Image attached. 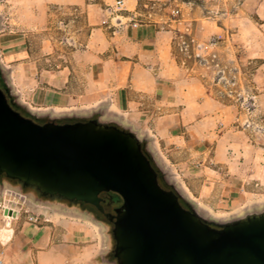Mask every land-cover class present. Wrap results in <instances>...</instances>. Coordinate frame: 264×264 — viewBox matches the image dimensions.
Returning a JSON list of instances; mask_svg holds the SVG:
<instances>
[{
	"label": "crops",
	"instance_id": "crops-1",
	"mask_svg": "<svg viewBox=\"0 0 264 264\" xmlns=\"http://www.w3.org/2000/svg\"><path fill=\"white\" fill-rule=\"evenodd\" d=\"M44 1L74 6L87 3ZM239 1L251 3V8L244 12L241 5L238 12L231 10L232 16L228 8L220 13L203 10L201 14L193 12V8H175L192 26V20H197L193 32L202 42L229 33L233 26L238 34H264V0ZM126 2L130 11L136 9L138 0ZM100 10L106 17V9ZM243 13L252 17L254 24L242 25L238 18ZM219 14L220 18L233 19L234 25L223 26L214 19ZM211 38L218 50H224V42ZM87 47L78 55L81 75L77 73L73 79L64 72H38L28 35L1 32L0 65L18 101L30 110L64 115L102 108L108 118L138 130L174 176L201 192L221 186L223 198L231 199L237 193L239 168L230 152L233 143L222 132L232 123L235 108L217 99L201 75L207 59L195 64L182 60L171 26L157 21L136 26L126 23L117 29L95 28ZM196 54L199 56L202 50ZM259 98L264 103V94ZM22 209L15 210V223L22 222ZM32 212L38 219L31 221L26 216L19 232L6 239V264H109L99 260L97 225L86 213L69 208Z\"/></svg>",
	"mask_w": 264,
	"mask_h": 264
},
{
	"label": "water",
	"instance_id": "water-1",
	"mask_svg": "<svg viewBox=\"0 0 264 264\" xmlns=\"http://www.w3.org/2000/svg\"><path fill=\"white\" fill-rule=\"evenodd\" d=\"M13 95L4 82L0 176L16 188L101 212L104 193L118 196L121 205L107 214L114 224L111 264H264V208L211 220L178 188L161 185L157 160L132 126L104 116L42 121L36 113L23 114Z\"/></svg>",
	"mask_w": 264,
	"mask_h": 264
},
{
	"label": "rangeland",
	"instance_id": "rangeland-1",
	"mask_svg": "<svg viewBox=\"0 0 264 264\" xmlns=\"http://www.w3.org/2000/svg\"><path fill=\"white\" fill-rule=\"evenodd\" d=\"M114 1L87 0L85 5L74 6L53 4L44 0H0V33L19 31L27 34L38 72L53 74L64 72L74 79L77 78V73L81 75V68H77L78 63H81L78 55L87 50L93 30L107 27L103 24L105 17L100 8L106 9ZM239 2V0H228V2L227 0H138L134 12L140 22L157 21L168 25L172 17V9L177 6L183 9L193 8V12L200 14L203 10L220 13L228 8L229 15L232 14L231 10L238 12L237 9L241 5H244V10L242 9L244 12L251 8V3ZM126 6L128 7L127 2ZM95 8L98 12L93 10ZM220 16L219 14L214 19L223 26L234 25L233 19L227 20L228 17L220 18ZM238 20L245 26L254 24L252 17L245 13L239 16ZM192 21V27L196 31L197 20ZM234 28L236 26L220 37L211 36L216 37L218 42L225 43L224 50H218L219 46L211 43L213 42L211 37L202 42L195 34L200 46L196 44L195 47H191L190 54H182L181 58L193 64L197 60L200 62L199 60L206 58L208 63L203 67L205 71L201 70V75L209 83L212 94L222 103L235 108L232 123L222 133L229 142L233 143L230 152L239 168L237 170L239 179H236L237 193L231 199H225L223 198L225 192L222 191L221 186H214L210 192L197 191L162 165L148 146L157 164L167 172L169 180L179 189L184 200L214 221H226L248 211L264 208V103L259 100V96L264 94L262 65L264 49L261 47L264 34H238ZM257 47L260 49L259 52ZM200 50L202 54L196 56ZM196 68L199 66L197 65ZM0 70L6 76L5 82H8V76L1 65ZM259 73L260 76L257 77ZM28 110L40 117L54 115L34 112L29 108ZM97 111H103L102 116L108 118L102 108L91 111L76 110L58 116L86 117ZM16 186L11 181H0V259L4 261L7 256L6 239L11 234L19 232V227L26 216L38 219L32 212L34 209L41 208L48 212L64 208L41 203ZM22 207L23 217L22 222L19 223L7 218L3 212L4 208L15 211ZM87 216L97 225L101 245L99 260L105 262L104 257L108 247L105 226L89 214ZM2 252L5 254L2 255Z\"/></svg>",
	"mask_w": 264,
	"mask_h": 264
},
{
	"label": "flooded vegetation",
	"instance_id": "flooded-vegetation-1",
	"mask_svg": "<svg viewBox=\"0 0 264 264\" xmlns=\"http://www.w3.org/2000/svg\"><path fill=\"white\" fill-rule=\"evenodd\" d=\"M2 76H3L4 82H5L6 76L4 75V73L2 74ZM102 115H103V111H97V112H94L91 115H88L86 117L85 116H69V117L59 118L58 120L61 122H75V121H80V120L83 121V120L99 118ZM39 119L42 121H48V120H50V116L49 115L41 116V117H39ZM0 181H2V182L11 181L12 183L16 184V182L9 180L5 176H0ZM22 191L26 194H29L32 198H34L35 200H37L41 203H50V204L62 206L64 208L77 210V211H80L82 213L89 214L94 219H96L97 221L102 223L106 229L107 244H108L104 259H105V262H107L109 264L115 263V260H116L114 258L115 240H114L113 231H112L114 224H113V221H111L110 218L107 216V214H111V215L115 214V209L121 205V201H120V198L118 196H116L113 193H104L102 195V197H103L102 205L104 207V212H101L96 207H94L93 205H90V204H86V203L72 204V203L68 202L67 200H58V199L51 200L48 197L40 196L35 191H33L32 189H29V188H22Z\"/></svg>",
	"mask_w": 264,
	"mask_h": 264
},
{
	"label": "built area",
	"instance_id": "built-area-1",
	"mask_svg": "<svg viewBox=\"0 0 264 264\" xmlns=\"http://www.w3.org/2000/svg\"><path fill=\"white\" fill-rule=\"evenodd\" d=\"M126 23H130L133 26L141 23L137 19V14L134 11H130L126 6V0H115L113 4L108 5L106 8V17L103 20V24L109 28H119ZM173 23L175 26L173 27ZM181 24V27L178 25ZM174 37L177 39L178 50L180 53L188 55L190 54L191 47H195L196 44L200 46V43L197 42V38L193 32L192 24L185 20L182 12L179 8L172 9V17L170 18V23ZM213 44V42H211ZM191 57V55H189ZM182 60L186 61L185 58ZM5 216L9 219H16V216L13 215L14 210L11 209H3ZM30 220H36L33 216L30 217ZM5 253L2 252V255ZM4 259H0V264H4Z\"/></svg>",
	"mask_w": 264,
	"mask_h": 264
},
{
	"label": "trees",
	"instance_id": "trees-1",
	"mask_svg": "<svg viewBox=\"0 0 264 264\" xmlns=\"http://www.w3.org/2000/svg\"><path fill=\"white\" fill-rule=\"evenodd\" d=\"M3 84H4V79H3L2 73L0 72V86H3ZM11 99L18 103L19 110L23 114L26 115L28 112H30L26 105L18 102L16 95H13L11 97ZM144 146L148 150V145L146 142H145ZM149 153L151 154L150 151H149ZM158 172H159V180H160L161 185H163V186H174V184L169 180L167 172L162 167H160V166L158 167Z\"/></svg>",
	"mask_w": 264,
	"mask_h": 264
},
{
	"label": "bare ground",
	"instance_id": "bare-ground-1",
	"mask_svg": "<svg viewBox=\"0 0 264 264\" xmlns=\"http://www.w3.org/2000/svg\"><path fill=\"white\" fill-rule=\"evenodd\" d=\"M17 212V211H16ZM17 215H18V212H17ZM17 215H16V217H17Z\"/></svg>",
	"mask_w": 264,
	"mask_h": 264
}]
</instances>
